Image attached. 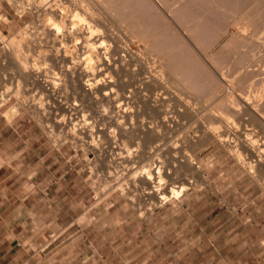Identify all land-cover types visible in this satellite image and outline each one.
Returning a JSON list of instances; mask_svg holds the SVG:
<instances>
[{
  "label": "bare ground",
  "instance_id": "6f19581e",
  "mask_svg": "<svg viewBox=\"0 0 264 264\" xmlns=\"http://www.w3.org/2000/svg\"><path fill=\"white\" fill-rule=\"evenodd\" d=\"M177 1L15 0L17 7L29 8L34 17L11 37L0 33L4 41L0 50V105L16 99L5 112L7 118L20 116L23 108L29 110L54 143L70 141L77 154L83 149L95 174L107 183L111 181L108 184L114 191L119 190L138 206L143 201L157 206L187 192L195 178L203 176L190 148L214 137L227 142L252 171L264 169V143L257 145L251 133L243 139L233 137L235 121L230 120V112L224 109V113L219 106V120L210 126L204 121L209 109L202 114L199 108L205 100L219 98L223 80L214 79L217 72L213 73L211 67L214 77L208 73L206 62L195 51L199 46L205 49L203 44L208 43L201 41L212 34L210 31L226 24L238 29L243 18L246 29L253 27L251 33H259L256 31L264 24V0H184L182 5ZM176 2L180 6L175 7ZM250 3L255 5L243 12L241 8ZM239 9L243 12L240 17L236 15ZM195 10L202 16L196 24L190 22ZM178 24L196 39L188 37L192 42L201 39L202 45L193 47ZM198 24H202L200 30ZM233 34L236 50L241 48L238 43H247L249 48L250 38L248 41L244 34L239 38L237 30ZM135 43L142 49L136 50ZM211 45L205 46L207 52ZM236 53L235 63L241 68L245 53ZM218 61L214 62L217 70L221 64ZM232 69L222 73L227 74L225 77L234 75ZM235 80L229 81L234 85L243 82ZM193 96L200 99L201 104L194 101L201 105L199 108L192 102ZM217 107L212 109L215 114ZM169 139L170 144L166 143ZM102 183L99 192L104 191Z\"/></svg>",
  "mask_w": 264,
  "mask_h": 264
},
{
  "label": "rangeland",
  "instance_id": "374dc122",
  "mask_svg": "<svg viewBox=\"0 0 264 264\" xmlns=\"http://www.w3.org/2000/svg\"><path fill=\"white\" fill-rule=\"evenodd\" d=\"M179 1L178 4L182 5L184 0ZM252 4H247L241 10H250ZM3 9L4 15L0 20L5 24L4 34L8 37L34 17L29 8L17 7L15 0H3ZM198 10H195V17L192 16L190 22L196 24L202 19ZM241 10L236 11L238 14L235 12L238 17L243 15ZM10 18L16 20L11 23ZM173 19L177 20L176 17ZM242 22L237 25L240 31L226 24L228 33H224L228 29L223 25L221 29L224 28V32L218 28V31L215 30L218 35L210 31L214 35L204 38L208 42L199 38V42H195L197 44L192 42L191 39L195 38L190 37V32L185 33L183 26L178 25L185 36L191 38L188 39L193 47H198L200 41L213 43L208 52V44L205 43V49L201 50L199 46L195 51L206 62L205 67H208L207 71L210 70L208 73L214 77V70L213 73L217 72L214 79L223 80L219 98L205 100V111L202 110L203 106L198 105L201 104L200 99L196 96L192 98L202 114L209 113L206 114L209 117L204 118L207 123L203 122L210 126L219 120L221 115L218 113L225 109L226 113L230 112V120L235 121V124L231 121L234 124L231 126L234 128L231 133L233 137L243 139L248 136L245 134L251 133L250 138L253 137L257 145H262L264 39L261 38L264 37V24H260L262 27L259 26L256 31L258 35L254 33L258 39L251 33L253 27L248 30L246 22ZM200 25L197 27L199 30ZM199 30L195 28V31ZM234 30H237L239 38L243 34L248 41L250 38L249 48L247 43V46L244 44L247 48L238 43L237 46L241 48L236 50L232 38ZM223 33L225 36H222ZM135 44L136 50L142 49L141 45ZM3 46L1 38L0 50ZM238 50L244 52L246 57L242 60L245 61L244 65L238 61L243 65L241 68L235 63ZM213 58L217 59L214 62L220 59L221 64L220 61L218 64L222 65V69L219 65L217 70ZM223 66L230 67V70L234 68L230 73H236L228 74L232 78L225 77L228 68L223 69ZM231 79L243 82L234 85ZM15 101V97H12L0 105V127L4 120H14L19 125L18 130L8 137V146L0 145V149L3 148L0 151V252L4 254L3 264H18L19 261L21 264H33L34 261L38 264L43 261V253L34 256L35 252H49L50 257L45 261L51 259L52 264H128L129 260L124 261L117 256V252H132L130 264H139V257L143 255L139 252L149 255L148 264H264V169L258 167L252 171L245 160L231 151L227 142L214 137L195 149L190 148L191 152L194 150L192 154L197 158L203 176L201 179L195 178V183L186 189L187 192L184 190L180 196H172L157 206L144 201L138 206L119 190L114 191L108 184L111 181L107 183L95 174L93 163L87 160L83 149L77 154L70 141L59 142L58 145L54 143L48 130L29 110L23 108L20 116L7 118L5 112ZM224 102L225 105L232 104L235 109L230 105L223 107ZM219 106L223 108L221 111ZM215 107L219 108L216 114L212 112ZM249 107H252L250 111L246 109ZM213 113L218 119L213 118ZM222 126L227 124L223 123ZM190 133L195 135L197 132L190 130ZM169 141L166 143L170 144ZM5 149L9 151L6 154ZM117 159L121 160L120 157ZM101 183L103 192H99ZM37 184L45 186L47 191L31 193ZM163 187L168 188V184ZM109 252L108 260L104 261ZM31 255L33 257L29 259Z\"/></svg>",
  "mask_w": 264,
  "mask_h": 264
},
{
  "label": "crops",
  "instance_id": "0c3cea01",
  "mask_svg": "<svg viewBox=\"0 0 264 264\" xmlns=\"http://www.w3.org/2000/svg\"><path fill=\"white\" fill-rule=\"evenodd\" d=\"M8 12V11H7ZM1 15H4V9H3V0H0V17ZM14 20L16 19H12L10 18V22L13 23ZM4 30H5V24L3 23V20H0V33H4ZM0 41H1V36H0ZM18 127L19 125L14 121V120H4L3 123H2V126L0 127V145L4 144V147L8 146V137L13 134V132L17 131L18 130ZM3 150L0 149V151ZM5 154L8 153L9 151L7 149L4 150ZM39 191H47L45 186L43 185H40V184H37L36 186H34L33 190H31V193H34L36 194V192H39ZM35 207V205H34ZM38 253H43V255L41 257H43V261L41 262H38V264H52V262L49 260V262H46L45 260L47 258L50 257V253L49 252H35L33 255L36 256ZM111 252L107 253L105 258H103L104 261H107L108 260V256ZM118 253H121V254H118ZM142 254L143 255H140L139 257V264H148V260H147V257H149L148 254L145 255L146 252H139V254ZM152 253V252H150ZM33 255L30 256L29 259H31L33 257ZM41 255V254H40ZM117 256H120L122 257V259L124 261H128L127 263L130 264V259L132 258V252H117ZM3 257H4V254H2V252H0V264H3ZM18 259V258H17ZM18 264H21V262L19 261ZM33 264H37L36 261H34Z\"/></svg>",
  "mask_w": 264,
  "mask_h": 264
}]
</instances>
